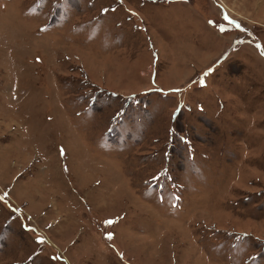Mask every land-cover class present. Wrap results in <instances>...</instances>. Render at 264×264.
Segmentation results:
<instances>
[{
  "label": "rangeland",
  "instance_id": "rangeland-1",
  "mask_svg": "<svg viewBox=\"0 0 264 264\" xmlns=\"http://www.w3.org/2000/svg\"><path fill=\"white\" fill-rule=\"evenodd\" d=\"M0 264H264V0H0Z\"/></svg>",
  "mask_w": 264,
  "mask_h": 264
}]
</instances>
